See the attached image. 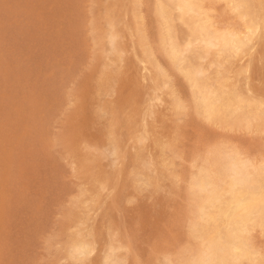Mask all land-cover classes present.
<instances>
[{"label":"bare ground","instance_id":"6f19581e","mask_svg":"<svg viewBox=\"0 0 264 264\" xmlns=\"http://www.w3.org/2000/svg\"><path fill=\"white\" fill-rule=\"evenodd\" d=\"M91 24L99 75L70 92L66 148L84 185L62 213V258L143 264L112 216L96 215L104 205L118 210L128 189L129 201L168 190L182 204L186 242L171 253L151 251L145 264H264V151L232 138L264 140V0H105ZM252 72L259 85L250 82ZM104 119L97 144L82 136L80 146L78 136ZM188 124L224 135L189 155ZM122 135H129L130 149ZM7 144L0 137L1 162Z\"/></svg>","mask_w":264,"mask_h":264},{"label":"rangeland","instance_id":"374dc122","mask_svg":"<svg viewBox=\"0 0 264 264\" xmlns=\"http://www.w3.org/2000/svg\"><path fill=\"white\" fill-rule=\"evenodd\" d=\"M104 3L0 0V137L11 142V146L7 144L9 158L3 153L6 161H0V174L5 171L0 177V201L4 204L0 264H71L60 253L59 241L65 237L61 224L67 223L62 213L84 180L72 168L74 159L66 145L73 130L65 121L74 105L71 90L88 80L85 77L99 75L93 68L97 46L91 20L103 12ZM261 71L264 73V66ZM250 77V82L260 84L253 72ZM116 83L114 78L110 85ZM109 92L108 99H117L116 92ZM91 100L99 103L97 96ZM95 124L78 136L80 146L87 136V141L97 144L105 119ZM209 129L185 125L186 153L191 155L208 139L224 135L221 129L210 125ZM64 136H68L66 142ZM122 136L130 149L129 135ZM232 138L254 152L264 151L261 138L241 133ZM179 163L183 167L189 161ZM115 193L119 194V188ZM132 194L131 189L123 192L124 201L117 211L104 205L96 213V221L104 213H108L107 218L111 215V224L120 229L121 236L133 238L135 254L143 264L153 250L171 253L186 242L179 199L170 196L168 190L158 195L145 191L129 201ZM261 244L264 246V238Z\"/></svg>","mask_w":264,"mask_h":264}]
</instances>
